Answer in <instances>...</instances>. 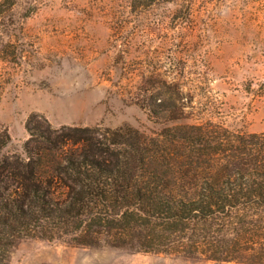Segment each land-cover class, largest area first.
Masks as SVG:
<instances>
[{
    "label": "rangeland",
    "instance_id": "obj_1",
    "mask_svg": "<svg viewBox=\"0 0 264 264\" xmlns=\"http://www.w3.org/2000/svg\"><path fill=\"white\" fill-rule=\"evenodd\" d=\"M160 91L169 107L154 116L138 102L153 108ZM206 122L264 132V0H17L0 19L9 155L52 146L47 130L61 145L75 128L156 134ZM9 264L240 263L26 240Z\"/></svg>",
    "mask_w": 264,
    "mask_h": 264
},
{
    "label": "trees",
    "instance_id": "obj_2",
    "mask_svg": "<svg viewBox=\"0 0 264 264\" xmlns=\"http://www.w3.org/2000/svg\"><path fill=\"white\" fill-rule=\"evenodd\" d=\"M16 3L0 0V19ZM153 96V108L138 103L159 116L168 102ZM74 131L60 145L47 130L52 146L25 156L0 136V264L26 240L264 264V132L213 122Z\"/></svg>",
    "mask_w": 264,
    "mask_h": 264
}]
</instances>
